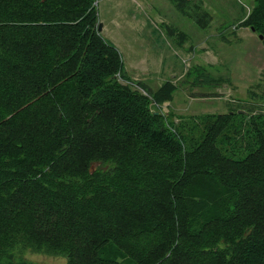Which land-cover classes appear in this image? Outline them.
Here are the masks:
<instances>
[{"label":"trees","instance_id":"obj_1","mask_svg":"<svg viewBox=\"0 0 264 264\" xmlns=\"http://www.w3.org/2000/svg\"><path fill=\"white\" fill-rule=\"evenodd\" d=\"M95 2L0 0V264H264V113L152 111Z\"/></svg>","mask_w":264,"mask_h":264},{"label":"rangeland","instance_id":"obj_2","mask_svg":"<svg viewBox=\"0 0 264 264\" xmlns=\"http://www.w3.org/2000/svg\"><path fill=\"white\" fill-rule=\"evenodd\" d=\"M95 7L99 34L115 46L134 83L117 74L118 81L132 89L142 82L154 92L174 88L152 111L171 114L174 123L236 109L246 117L264 113V47L242 24L252 0H96ZM31 259L64 264L46 255Z\"/></svg>","mask_w":264,"mask_h":264},{"label":"water","instance_id":"obj_3","mask_svg":"<svg viewBox=\"0 0 264 264\" xmlns=\"http://www.w3.org/2000/svg\"><path fill=\"white\" fill-rule=\"evenodd\" d=\"M101 29H102V25H101V23H99V24H98V27H97V33H98V34L101 32ZM259 39L261 40L262 37L259 36Z\"/></svg>","mask_w":264,"mask_h":264},{"label":"crops","instance_id":"obj_4","mask_svg":"<svg viewBox=\"0 0 264 264\" xmlns=\"http://www.w3.org/2000/svg\"><path fill=\"white\" fill-rule=\"evenodd\" d=\"M102 30V29H101Z\"/></svg>","mask_w":264,"mask_h":264}]
</instances>
